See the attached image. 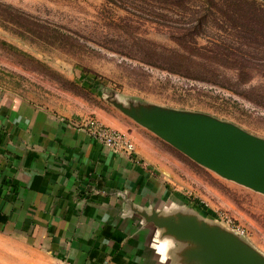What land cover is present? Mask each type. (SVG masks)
<instances>
[{"label": "rangeland", "instance_id": "1", "mask_svg": "<svg viewBox=\"0 0 264 264\" xmlns=\"http://www.w3.org/2000/svg\"><path fill=\"white\" fill-rule=\"evenodd\" d=\"M17 100L77 124L113 101L200 113L264 139V14L237 0H0V106ZM151 134L180 205L264 259V194Z\"/></svg>", "mask_w": 264, "mask_h": 264}, {"label": "crops", "instance_id": "2", "mask_svg": "<svg viewBox=\"0 0 264 264\" xmlns=\"http://www.w3.org/2000/svg\"><path fill=\"white\" fill-rule=\"evenodd\" d=\"M21 106H0V264H157L156 229L135 208L181 204L162 184L159 140L114 106L95 117L127 134L133 155L101 145L85 119Z\"/></svg>", "mask_w": 264, "mask_h": 264}, {"label": "water", "instance_id": "3", "mask_svg": "<svg viewBox=\"0 0 264 264\" xmlns=\"http://www.w3.org/2000/svg\"><path fill=\"white\" fill-rule=\"evenodd\" d=\"M111 104L199 165L264 194L263 138L205 114ZM188 212L161 219L155 210L152 215L135 208V213L154 229L166 226L180 243L195 245L180 253L181 264H264V259L239 238L213 226L198 212Z\"/></svg>", "mask_w": 264, "mask_h": 264}, {"label": "clouds", "instance_id": "4", "mask_svg": "<svg viewBox=\"0 0 264 264\" xmlns=\"http://www.w3.org/2000/svg\"><path fill=\"white\" fill-rule=\"evenodd\" d=\"M19 100L16 101L18 105ZM158 218L168 219L170 217H176L178 215H188L189 212L186 208L178 204L177 202H171L163 204L162 207H156L155 209H148L147 211L153 215V211ZM122 218L127 219L134 215L133 208H127L121 213ZM147 227L146 221H141V228ZM193 244H182L177 238L168 233L166 226L158 225L152 235V239L148 242V248L158 258L157 264H181L182 253L188 247H194Z\"/></svg>", "mask_w": 264, "mask_h": 264}, {"label": "built area", "instance_id": "5", "mask_svg": "<svg viewBox=\"0 0 264 264\" xmlns=\"http://www.w3.org/2000/svg\"><path fill=\"white\" fill-rule=\"evenodd\" d=\"M86 127L89 134L101 145L116 152H124L129 155L136 153L135 145L127 134L105 126L95 119H88L86 121Z\"/></svg>", "mask_w": 264, "mask_h": 264}, {"label": "trees", "instance_id": "6", "mask_svg": "<svg viewBox=\"0 0 264 264\" xmlns=\"http://www.w3.org/2000/svg\"><path fill=\"white\" fill-rule=\"evenodd\" d=\"M208 3H211V0H205ZM239 4H242L248 9L255 10L257 12L263 13L264 14V5L259 4L256 2V0H237ZM8 8L14 9L11 6H7Z\"/></svg>", "mask_w": 264, "mask_h": 264}]
</instances>
